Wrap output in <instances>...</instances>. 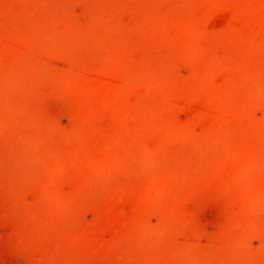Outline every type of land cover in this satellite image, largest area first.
Wrapping results in <instances>:
<instances>
[{
	"label": "rangeland",
	"instance_id": "1",
	"mask_svg": "<svg viewBox=\"0 0 264 264\" xmlns=\"http://www.w3.org/2000/svg\"><path fill=\"white\" fill-rule=\"evenodd\" d=\"M0 264H264V0H0Z\"/></svg>",
	"mask_w": 264,
	"mask_h": 264
}]
</instances>
